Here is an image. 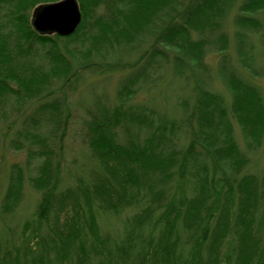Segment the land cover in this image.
<instances>
[{
  "label": "trees",
  "instance_id": "1",
  "mask_svg": "<svg viewBox=\"0 0 264 264\" xmlns=\"http://www.w3.org/2000/svg\"><path fill=\"white\" fill-rule=\"evenodd\" d=\"M61 1L0 0V123L35 163L2 185L0 264H264V0H77L74 35L37 33ZM116 73L68 161L73 97Z\"/></svg>",
  "mask_w": 264,
  "mask_h": 264
},
{
  "label": "rangeland",
  "instance_id": "2",
  "mask_svg": "<svg viewBox=\"0 0 264 264\" xmlns=\"http://www.w3.org/2000/svg\"><path fill=\"white\" fill-rule=\"evenodd\" d=\"M34 14V13H33ZM207 62L212 66L215 67L216 63L218 62V57L214 56V57H209V59L207 60ZM125 73H116L114 75H108V76H100L97 75L93 78H91L90 80H88L87 84L81 88V90L79 91V93L73 97V102L75 104V108H76V112H75V118L77 119L74 121V126L72 129V133L70 134L69 138L66 141V144L68 146V150H69V155H68V161H73V160H77V159H81V162H83V155H82V145H81V139L80 137L77 136V134H75L76 131H78L80 129V125L78 124L79 120L78 118L82 115V116H86V110L84 109H89V107L87 106V108H84L82 106L83 103H89L90 101V95L92 93V89L94 85H97L99 87H101L100 90H97L96 93L98 95L102 94L103 92L108 94L111 97H114L115 95V88L117 85V82L119 81L120 78L123 77ZM257 84L263 89L264 91V78L259 79L256 81ZM96 86V87H97ZM95 87V88H96ZM136 102L140 103L143 102L145 100V98H143L142 96H139L136 98ZM11 107V106H9ZM10 111V110H8ZM24 112H21L20 114H15L16 116H23ZM30 110L26 111V114L29 115L30 114ZM78 117V118H77ZM5 118H2V120L4 121ZM25 119V117H24ZM24 119H21L20 124L24 121ZM14 120H16V117H10V119H8L7 121L9 122H13ZM18 127H21V125H19ZM18 127L14 129V132H16L18 130ZM11 130V129H10ZM12 134H13V130H11ZM8 136V138H11V135H8V130L4 127V125L2 123H0V202L2 200V192L4 191L2 185H4V183L7 181V178L11 172V170L14 169V167H19L22 168L23 170H25L26 172L29 171V173L26 175L30 176L33 175L35 176V163H33V165L31 166V168L29 169L28 166V155L26 153V151H18V150H13L12 148L9 147L8 143L10 141V139L8 141H6L5 137ZM240 145H242L241 142H239ZM244 149V148H243ZM253 166L251 168H253V172H258L259 170H262L263 166H264V148L261 150V152L258 154V156L253 157ZM64 168L67 170H71L73 171L74 165H71L70 162L64 163ZM250 168V169H251ZM26 199L24 200V204H22L23 206L21 207L20 211L23 210V212L25 211V216L27 214H29L28 210H26L27 208L31 207L37 202V200L39 199L38 196L32 192L30 190V186L27 183L26 184ZM19 211V213H20Z\"/></svg>",
  "mask_w": 264,
  "mask_h": 264
},
{
  "label": "water",
  "instance_id": "3",
  "mask_svg": "<svg viewBox=\"0 0 264 264\" xmlns=\"http://www.w3.org/2000/svg\"><path fill=\"white\" fill-rule=\"evenodd\" d=\"M83 22V14L77 0H63L37 8L32 26L41 35L67 38L74 35Z\"/></svg>",
  "mask_w": 264,
  "mask_h": 264
}]
</instances>
